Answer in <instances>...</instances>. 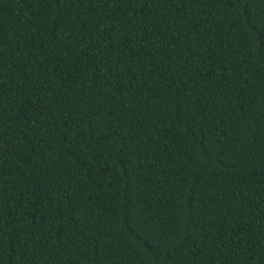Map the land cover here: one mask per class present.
<instances>
[{
  "label": "trees",
  "instance_id": "trees-1",
  "mask_svg": "<svg viewBox=\"0 0 264 264\" xmlns=\"http://www.w3.org/2000/svg\"><path fill=\"white\" fill-rule=\"evenodd\" d=\"M0 264H264V0H0Z\"/></svg>",
  "mask_w": 264,
  "mask_h": 264
}]
</instances>
